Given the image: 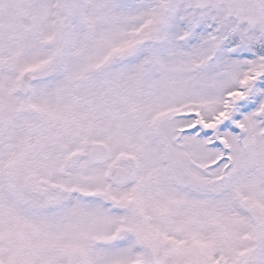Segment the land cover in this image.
Instances as JSON below:
<instances>
[{
  "label": "snow or ice",
  "instance_id": "obj_1",
  "mask_svg": "<svg viewBox=\"0 0 264 264\" xmlns=\"http://www.w3.org/2000/svg\"><path fill=\"white\" fill-rule=\"evenodd\" d=\"M0 264H264V0H0Z\"/></svg>",
  "mask_w": 264,
  "mask_h": 264
}]
</instances>
